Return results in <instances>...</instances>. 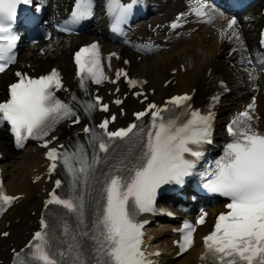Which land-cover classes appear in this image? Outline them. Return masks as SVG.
Wrapping results in <instances>:
<instances>
[{"label": "snow or ice", "instance_id": "1", "mask_svg": "<svg viewBox=\"0 0 264 264\" xmlns=\"http://www.w3.org/2000/svg\"><path fill=\"white\" fill-rule=\"evenodd\" d=\"M31 2L32 0H0V73L15 62L12 50L19 37L13 33V25L17 19L18 6ZM135 3L136 0L129 4L120 3V0H108V13L113 17L111 27L114 33L123 34V25ZM206 7V4L201 3L193 11L198 17H204L207 16L204 11ZM92 15L93 0H75L68 23L79 24ZM184 15L179 14L170 27L179 28ZM217 15L222 16L223 13ZM213 19L215 17H209L208 22ZM236 26L237 19L233 16L227 21V27L221 35L228 34L229 39L239 40ZM141 50L151 51V48L145 46ZM116 55L111 53L108 60ZM75 64L80 87L85 91L87 81L99 85L108 80L101 63L100 47L96 42L81 47L75 53ZM16 76L17 82L9 86V98L0 102V126L5 123L10 125L18 144L29 138L43 141L42 146L48 149L46 155L51 161L49 173L56 170L58 161L62 162L72 177L73 190L81 180L87 184L96 165L101 162L99 155L94 152L90 162L83 145L77 144L72 152L60 145L59 148L63 149L61 151L49 148L51 140L45 139L61 121L71 120L72 124L80 122V116L72 104L61 101L55 94V90L63 87L59 72L53 69L49 74L38 78L21 72H17ZM121 76L127 79L131 87L142 83L128 78V73L119 69L116 71V80ZM116 80L111 82L115 83ZM71 99L77 100L75 95ZM190 100L191 97L187 94L173 96L163 107L149 103L144 111L134 113L137 121L146 115L151 116L147 132L139 128L137 123L109 131L108 126L115 121V115L99 124L103 133L84 127L83 132L89 135V143L103 153H108L110 146L117 140H131L134 136L143 140L146 136V141L139 146V155L130 157L125 154L120 159L119 166H114L104 174L92 225L94 231L85 230L80 233L82 237L92 241L96 254L95 264H154L149 257L159 253H146L143 250L144 223L138 222L136 217L140 213L155 210L157 191L161 186L183 184L185 177L192 175L203 156L200 150L202 146L212 143L213 112L202 114L199 110H190L188 119L182 123L163 115L181 106L190 109V105L186 103ZM215 100L216 98L214 102ZM100 101L99 96L86 101L82 105L84 112L90 115L97 108L107 112L108 105ZM114 103L119 105L123 101L116 99ZM254 108L253 100L245 111L231 121L227 127L228 134L232 137L231 142L225 146L223 156L215 161L214 167L202 174L206 179L204 189L229 200L225 205L227 211L217 216L213 231L204 237L205 253L201 259L211 260L212 264H264V133L253 127L254 117L251 111ZM54 139L56 137L53 136L52 140ZM55 183L56 188L61 187L60 180ZM50 196L46 207L60 205L69 213L76 214L80 225L84 224L83 196L73 194L68 198H61L55 190ZM15 199L17 198L0 191V212ZM206 215L207 213H202L197 224H203ZM41 228V231L34 234L35 243L30 242L26 246L29 249L27 253L14 250V264H58L49 251L48 233L44 231L48 224L43 218ZM69 231L65 224V235ZM180 231L182 238L177 243L180 253H183L194 242L195 228L185 222ZM0 235L6 237L8 233ZM73 241L69 245V251L76 253L73 264H87L81 258V243L75 236Z\"/></svg>", "mask_w": 264, "mask_h": 264}, {"label": "bare ground", "instance_id": "2", "mask_svg": "<svg viewBox=\"0 0 264 264\" xmlns=\"http://www.w3.org/2000/svg\"><path fill=\"white\" fill-rule=\"evenodd\" d=\"M58 3V8L67 6L68 0H54ZM262 3L251 6L248 11L241 16L242 30L244 31L243 45H237L228 38V35H221L218 31L221 26L224 15H218L217 18L208 22L211 13L204 10L207 16L198 17L193 11L196 7L195 0H152L150 12L148 13V20L151 22L167 20L170 15L178 10L189 9L192 16L196 17L192 23H187L182 29L183 37L181 39H173L172 45L168 49L163 47H149L151 48L148 54L147 50H141L145 47L143 41L146 40L147 33L142 29L143 23H138L136 33H128L127 38L117 40L119 43L131 46L133 59L137 60V65L143 68L144 72L149 73V76L155 81L165 74L170 67H173L177 62L178 53L182 48L187 46H201L203 52L208 54L210 64H205L211 73L203 70L204 64L196 65L195 71L191 78L200 83L201 78H206L209 83L212 82V76L221 74L231 85V94L227 95L222 100V109L220 111V119H229L235 110H240L242 106L251 98V96L258 98V104L253 111L256 116V123L264 127V82L262 81L263 69L258 66V44H257V29L260 26L261 7ZM221 13L219 10L216 11ZM102 34H106L102 28ZM98 31H92L94 37L102 35ZM107 35V34H106ZM69 42H66L68 44ZM106 45H111L105 42ZM158 42L156 41L155 44ZM148 47V46H147ZM155 48V49H154ZM219 51H222L219 54ZM147 52V54L145 53ZM68 70L67 67H64ZM0 80V85H1ZM183 80H180V84ZM220 121V120H219ZM9 141L5 139V135L0 133V145L4 150L7 160L2 164L4 167V175L6 183L12 192L27 193V200L25 205L19 210L14 211L15 219L21 217V221L16 223L12 220L10 224L11 234L10 241L15 244L23 242V236L27 229L30 228V221L34 218L32 215L24 216L21 211L28 205L32 209L36 205V195L38 187L31 184L29 176L32 175L34 167L40 163L39 155L32 150H26L18 154L11 150ZM20 158V159H18ZM24 204V203H23ZM161 230V229H160ZM5 246V245H4ZM197 249L176 260H167V264H193L198 261ZM4 250H0V256L5 255Z\"/></svg>", "mask_w": 264, "mask_h": 264}]
</instances>
